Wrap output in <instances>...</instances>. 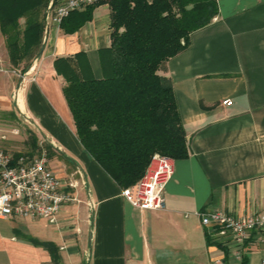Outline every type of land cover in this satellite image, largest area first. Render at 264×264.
I'll return each mask as SVG.
<instances>
[{"label":"crops","instance_id":"0c3cea01","mask_svg":"<svg viewBox=\"0 0 264 264\" xmlns=\"http://www.w3.org/2000/svg\"><path fill=\"white\" fill-rule=\"evenodd\" d=\"M218 6V16L160 71L172 81L190 150L175 162L160 211L134 207L85 151L63 93L66 80L55 68L64 58L81 77L102 78L110 2L92 8L74 33L52 26L25 72L11 65L0 29V150L33 157V137L75 163L69 171L53 155L59 177L79 171L87 183L55 224L0 219V264H261L264 243L237 247L201 222L210 210L238 217L264 211V0H218Z\"/></svg>","mask_w":264,"mask_h":264},{"label":"trees","instance_id":"16d2710c","mask_svg":"<svg viewBox=\"0 0 264 264\" xmlns=\"http://www.w3.org/2000/svg\"><path fill=\"white\" fill-rule=\"evenodd\" d=\"M49 2L0 0V29L14 68L25 72L41 53ZM95 6L68 27L73 13L61 28L78 31ZM110 6L111 46L101 52L102 78L81 77L64 58L55 68L66 80L63 93L81 145L125 189L144 178L155 154L175 161L189 157L172 81L160 71L190 46L193 33L218 16L219 6L218 0H111ZM45 147L50 158L57 155L69 171L76 170L73 160Z\"/></svg>","mask_w":264,"mask_h":264},{"label":"built area","instance_id":"2783aa9c","mask_svg":"<svg viewBox=\"0 0 264 264\" xmlns=\"http://www.w3.org/2000/svg\"><path fill=\"white\" fill-rule=\"evenodd\" d=\"M110 1L50 0L45 14V36L52 26L60 29L73 13ZM222 104L231 106L232 101L224 100ZM40 148L37 155L18 159L0 150V219L18 217L55 224L65 205L79 201L78 190H85L87 186L81 172L59 177L52 169L48 150L44 146ZM175 162L170 157L155 154L144 178L134 187L122 189V196L139 209L163 210L166 187L175 174ZM200 216L202 225L211 229L209 234L230 237L237 247L253 239L264 243V211L238 217L210 210Z\"/></svg>","mask_w":264,"mask_h":264},{"label":"rangeland","instance_id":"374dc122","mask_svg":"<svg viewBox=\"0 0 264 264\" xmlns=\"http://www.w3.org/2000/svg\"><path fill=\"white\" fill-rule=\"evenodd\" d=\"M22 23L24 22V20L21 21ZM21 70V72H23V67L19 68ZM43 146L45 147V144H43Z\"/></svg>","mask_w":264,"mask_h":264},{"label":"water","instance_id":"95a60500","mask_svg":"<svg viewBox=\"0 0 264 264\" xmlns=\"http://www.w3.org/2000/svg\"><path fill=\"white\" fill-rule=\"evenodd\" d=\"M191 149V148H190Z\"/></svg>","mask_w":264,"mask_h":264}]
</instances>
